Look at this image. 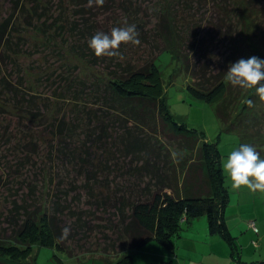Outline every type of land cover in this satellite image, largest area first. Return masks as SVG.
I'll return each mask as SVG.
<instances>
[{
  "label": "trees",
  "instance_id": "16d2710c",
  "mask_svg": "<svg viewBox=\"0 0 264 264\" xmlns=\"http://www.w3.org/2000/svg\"><path fill=\"white\" fill-rule=\"evenodd\" d=\"M12 4L0 23V264H26L38 240L66 251L62 217L72 234L90 233L94 217L103 219L94 213L106 209L125 250L151 239L171 250L182 224L205 216L234 264H264L241 260L224 217L218 147L173 120L155 64L162 52L176 53L188 91L214 106L238 148L253 145L264 159V103L254 88L225 81L230 64L248 59L250 44L264 50V0ZM125 20L140 44H121L123 59L95 56L88 40ZM24 56L46 63L25 68ZM27 71L45 76L53 92L28 83Z\"/></svg>",
  "mask_w": 264,
  "mask_h": 264
},
{
  "label": "rangeland",
  "instance_id": "374dc122",
  "mask_svg": "<svg viewBox=\"0 0 264 264\" xmlns=\"http://www.w3.org/2000/svg\"><path fill=\"white\" fill-rule=\"evenodd\" d=\"M12 7V0H0V23L10 16ZM248 23L249 20H247ZM251 56L264 60V50L250 44L247 58ZM20 60L25 68L34 65L38 66L39 64L44 66L46 63L43 58L36 62L29 56H24ZM155 64L158 68L163 101L173 120L177 125H186L195 130L203 136L204 140L216 143L218 147L220 167L223 174V188L226 192L224 211L227 217H225L226 221L230 223L231 233L235 236L234 240L238 246V254H240L241 260H264V192H251L247 187H241L239 190L233 189L227 173L222 168V160H226L227 156L238 148L239 140L237 135L221 126L216 118L212 104L206 103L188 91L189 78L185 75L182 62L176 53L172 51L162 52L155 59ZM2 73L12 81L11 76L14 74L10 76L6 67ZM26 77L27 82L33 85L36 84L35 87L40 91L49 92L51 90L53 92L54 86L44 80L45 76L27 71ZM38 83L39 85H37ZM175 127L176 125L172 126L173 129ZM109 211L111 209L94 213V215H103V219L94 217L91 223L94 224V228L92 227L93 229L90 233L88 230L75 234L70 231L67 239H63L64 248L69 254L62 249H58L55 245L49 246L38 240L33 242L32 249L25 263L103 264L106 262L113 263L117 258L130 254L132 264H199V262H207L210 259L215 264H228V260L234 264L231 256V247L227 241L222 239L220 243L214 244V248H210L209 251L203 250L196 254L192 246L200 248L204 243H197L196 241L189 243V241L185 240L182 244L181 237L177 238L175 236L172 237L173 247L171 250L167 248L165 250V247L155 239L148 240L139 248L125 250L124 243L119 242L115 236L117 231L114 227L115 222L108 220L110 217L113 220L112 215L107 216ZM230 213L234 215L230 217ZM62 219L63 227L68 226L69 220L67 217L63 216ZM249 220L255 221L258 235L253 234L254 231L248 225ZM201 221L202 226H204L203 222H207L206 217L195 218L197 224ZM186 223L182 224V230L179 233H181L182 237L188 236L190 238V234L184 231L188 226ZM199 228L201 227H198V230ZM113 242H115L114 247H111ZM163 250L168 252V255ZM170 258L173 260H170Z\"/></svg>",
  "mask_w": 264,
  "mask_h": 264
},
{
  "label": "clouds",
  "instance_id": "9594fccd",
  "mask_svg": "<svg viewBox=\"0 0 264 264\" xmlns=\"http://www.w3.org/2000/svg\"><path fill=\"white\" fill-rule=\"evenodd\" d=\"M105 0H87L88 7H102ZM139 33L136 25L124 21L123 27H113L110 34L97 31L89 40L88 47L97 57H119L121 44L139 45ZM225 81L233 87L244 90L255 89V94L264 103V60L251 56L248 59H239L229 65L225 73ZM249 107L254 106L252 100L246 101ZM222 168L231 181V187L239 190L247 187L251 192H264V159L257 149L250 144H242L233 150L226 160H222ZM70 228L62 229L61 239H67Z\"/></svg>",
  "mask_w": 264,
  "mask_h": 264
},
{
  "label": "crops",
  "instance_id": "0c3cea01",
  "mask_svg": "<svg viewBox=\"0 0 264 264\" xmlns=\"http://www.w3.org/2000/svg\"><path fill=\"white\" fill-rule=\"evenodd\" d=\"M231 215H234V214L230 213L229 216L232 217ZM225 216L226 215H225V211H224V217ZM226 217H225V221H226ZM226 223L230 227V223L228 221H226ZM186 224H188V226L185 228L184 231L188 232L191 237L190 236H189L190 238H188V236L182 237L181 233H179L177 238L181 237L180 240L182 239L181 240L182 244L185 240L189 241V243L194 242V241H196L197 243H199V242L204 243L203 246H201L200 248L198 246L197 247L192 246V247H194V250H195L194 253L195 254L198 252H202L203 250L209 251L210 248H214V244H218V242L220 243V241L222 239V237L217 233H215V234L209 233L207 222H203L204 226H202V221L197 224V222H195V219H193ZM198 227H201V228H199V230H198ZM181 230H182V228H181ZM219 245L222 246L221 244H219ZM161 249H163V248H161ZM164 249L166 250V248H164ZM165 250H163V251L165 252ZM165 254L168 255V252H165ZM211 256H213V255H211ZM211 256H210V258H211ZM171 259L172 258H170V260ZM199 264H215V263L212 259H210L207 262H205V261L199 262ZM225 264H227V263H225ZM228 264H232L230 260H228Z\"/></svg>",
  "mask_w": 264,
  "mask_h": 264
},
{
  "label": "built area",
  "instance_id": "2783aa9c",
  "mask_svg": "<svg viewBox=\"0 0 264 264\" xmlns=\"http://www.w3.org/2000/svg\"><path fill=\"white\" fill-rule=\"evenodd\" d=\"M249 225H250L254 230H256L255 223H254L253 220L249 221Z\"/></svg>",
  "mask_w": 264,
  "mask_h": 264
}]
</instances>
